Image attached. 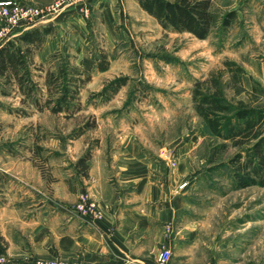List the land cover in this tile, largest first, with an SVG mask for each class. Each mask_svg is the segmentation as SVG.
Listing matches in <instances>:
<instances>
[{"label": "rangeland", "instance_id": "rangeland-1", "mask_svg": "<svg viewBox=\"0 0 264 264\" xmlns=\"http://www.w3.org/2000/svg\"><path fill=\"white\" fill-rule=\"evenodd\" d=\"M121 5L109 24L102 15L91 23L90 11L83 18L85 41L55 53L53 70L69 63L85 72L83 79L89 76L78 113L28 108V115H19L17 91L0 94V163L29 162L49 181L50 164L74 141L81 140L82 157L87 150L92 154L98 137L132 132L151 157L162 158L171 171H185L191 211L201 219L207 244L206 252L194 254L206 256L208 264H264V188L236 186L235 173H242L232 160L240 149L222 147L195 103L200 96H218L231 107H264V0H213L215 24L205 40L164 31L137 0ZM229 12L234 18L223 26ZM20 35L4 45L18 48ZM99 62L107 70L100 71ZM34 64L48 68L47 62ZM33 79L42 87L44 72L34 70ZM120 81L124 85L110 95L107 87ZM86 122L91 127L76 137ZM180 150L185 155L178 159ZM5 176L4 182L10 178Z\"/></svg>", "mask_w": 264, "mask_h": 264}, {"label": "crops", "instance_id": "crops-1", "mask_svg": "<svg viewBox=\"0 0 264 264\" xmlns=\"http://www.w3.org/2000/svg\"><path fill=\"white\" fill-rule=\"evenodd\" d=\"M20 1L45 5L53 0ZM90 8L91 23L102 15L109 24L113 11L115 16L122 12L121 0H91ZM43 26H50L52 32L33 55L37 64L85 41L87 22L75 10L31 28ZM134 135L123 131L112 139L98 137L99 145L86 162V177L75 168L82 155L81 140L58 152V159L50 164L49 181L29 162L0 163V235L6 244L5 260L154 264L167 244L171 264H208L206 256L194 254L206 252L207 244L201 238L205 231L201 219L191 211L185 171L181 166L171 171L162 158L151 157ZM182 152L178 159L184 157ZM5 175L10 177L6 182L1 179ZM83 192L100 209L99 219L92 221L71 210Z\"/></svg>", "mask_w": 264, "mask_h": 264}, {"label": "trees", "instance_id": "trees-1", "mask_svg": "<svg viewBox=\"0 0 264 264\" xmlns=\"http://www.w3.org/2000/svg\"><path fill=\"white\" fill-rule=\"evenodd\" d=\"M212 2L213 0H137L141 10L164 31L189 34L198 40L207 39L215 24ZM233 18V12L227 13L223 26H229ZM51 32L50 26L31 28L19 36L18 48L8 45L0 47V94L7 96V88L17 91L21 96V107L17 109L19 115H28V108L38 112L63 114L66 117H72L81 110L79 94L89 76L83 79L85 72L69 63L59 64L53 70L52 63L57 58L55 54L47 61L46 70L43 65H35L33 62V55L41 49ZM58 61H61V57ZM98 68L105 71L107 65L99 62ZM34 70L44 72L42 87L33 79ZM123 85L121 81L110 84L107 87L110 95L116 94ZM195 103L197 112L203 117L211 133L224 143L222 147L229 143L240 149L232 160L238 164L237 169L242 173H235L236 186L264 188V107H231L222 104L218 96H200ZM2 106L0 102V107ZM228 112L231 113L230 118L223 116ZM89 127L88 122L84 123L74 132L76 137ZM90 157V150H87L75 163V168L85 177L88 170L86 162ZM5 249L6 244L0 235V257L4 255Z\"/></svg>", "mask_w": 264, "mask_h": 264}, {"label": "built area", "instance_id": "built-area-1", "mask_svg": "<svg viewBox=\"0 0 264 264\" xmlns=\"http://www.w3.org/2000/svg\"><path fill=\"white\" fill-rule=\"evenodd\" d=\"M91 0H53L45 5H31L19 0H0V47L11 37L22 34L25 29L35 25H43L53 20L59 13L72 9L82 18L90 15ZM172 168L175 167L174 161L170 162ZM185 183L181 185L184 187ZM71 210L90 220H97L101 217V211L97 204L91 200L90 196L83 192ZM169 227H166L168 232ZM171 250L166 244L159 250L154 264H171ZM0 264H86L83 262H69L62 259H27L7 262L3 256L0 257Z\"/></svg>", "mask_w": 264, "mask_h": 264}]
</instances>
